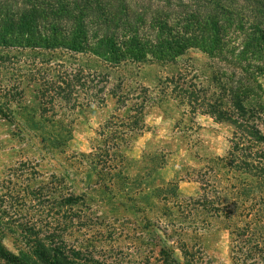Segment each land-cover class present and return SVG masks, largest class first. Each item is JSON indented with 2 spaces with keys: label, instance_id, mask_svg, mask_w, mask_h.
Wrapping results in <instances>:
<instances>
[{
  "label": "rangeland",
  "instance_id": "1",
  "mask_svg": "<svg viewBox=\"0 0 264 264\" xmlns=\"http://www.w3.org/2000/svg\"><path fill=\"white\" fill-rule=\"evenodd\" d=\"M9 52L0 264H264V143L245 130L264 133V75L243 117L229 87L249 79L194 47L118 67Z\"/></svg>",
  "mask_w": 264,
  "mask_h": 264
},
{
  "label": "trees",
  "instance_id": "2",
  "mask_svg": "<svg viewBox=\"0 0 264 264\" xmlns=\"http://www.w3.org/2000/svg\"><path fill=\"white\" fill-rule=\"evenodd\" d=\"M192 47L245 74L249 82L231 85L230 94L241 116L253 112L245 101L262 87L264 0H0V69L18 59L9 51L19 49L82 53L118 67L128 62L176 64ZM208 105L207 113L218 120L230 118L214 103ZM245 130L264 143L259 129ZM77 199L65 198L72 204Z\"/></svg>",
  "mask_w": 264,
  "mask_h": 264
}]
</instances>
